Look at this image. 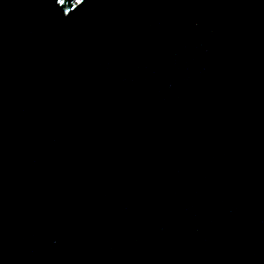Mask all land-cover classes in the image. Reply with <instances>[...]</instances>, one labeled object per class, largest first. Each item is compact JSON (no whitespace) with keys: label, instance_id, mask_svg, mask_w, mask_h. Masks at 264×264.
I'll return each instance as SVG.
<instances>
[{"label":"water","instance_id":"95a60500","mask_svg":"<svg viewBox=\"0 0 264 264\" xmlns=\"http://www.w3.org/2000/svg\"><path fill=\"white\" fill-rule=\"evenodd\" d=\"M0 264H264V0H0Z\"/></svg>","mask_w":264,"mask_h":264}]
</instances>
